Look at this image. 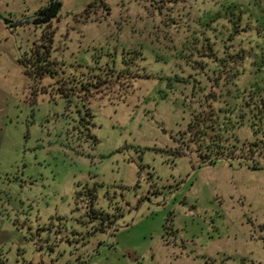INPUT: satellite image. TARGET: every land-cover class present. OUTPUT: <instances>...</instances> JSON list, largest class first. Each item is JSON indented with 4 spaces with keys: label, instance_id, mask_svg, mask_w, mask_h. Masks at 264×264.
I'll use <instances>...</instances> for the list:
<instances>
[{
    "label": "rangeland",
    "instance_id": "obj_1",
    "mask_svg": "<svg viewBox=\"0 0 264 264\" xmlns=\"http://www.w3.org/2000/svg\"><path fill=\"white\" fill-rule=\"evenodd\" d=\"M262 9L0 0V264H264Z\"/></svg>",
    "mask_w": 264,
    "mask_h": 264
},
{
    "label": "trees",
    "instance_id": "obj_2",
    "mask_svg": "<svg viewBox=\"0 0 264 264\" xmlns=\"http://www.w3.org/2000/svg\"><path fill=\"white\" fill-rule=\"evenodd\" d=\"M95 3H97V1H95ZM263 3V2H261ZM61 3L60 2H52L51 5L47 8H44V9H41L39 11V15H45V18L43 17L42 19H36L38 22V20H41V21H48L50 20V18H53L56 16V14L59 12L60 8H61ZM262 11L264 12V9H262ZM225 15L227 18H229V21L230 23H232L233 25V28L235 29V31H237V28H240L241 24H240V21H241V18H242V15L241 14H244L245 13V10L244 9H240L239 7L234 9V5L233 7L231 6H228L226 9H225ZM0 18L4 19L2 16H0ZM5 21H8L9 22V19H4ZM258 21V25H254L255 27H248L250 29H255L256 31L260 32L261 34H263L264 32V22L261 21V18L257 17V20ZM261 22V23H260ZM259 33V34H260ZM260 34V35H261ZM46 46H43V48H45ZM42 55H40V50H37L35 51V55H33L31 58H22L21 59V63L26 67L25 69V72L28 76L34 78V79H42L46 76H50V77H56L58 74H59V71L57 69H54L52 66H51V61L49 60V56L47 54V51H42ZM26 58V59H25ZM36 62L35 65H33L34 63ZM31 64V65H29ZM35 66V67H32ZM87 85H90V83H85L83 84V87L84 88H87ZM73 90H75L73 88ZM68 96V95H67ZM69 97V96H68ZM259 100H257L254 104H255V111H256V115H257V120H258V123L257 121L254 122L255 125H261L262 123H264V96L260 95L259 94ZM260 112V113H259ZM204 122H206L207 118L206 119H203ZM199 120L197 122H194L193 125H190V130H194L196 128V124H198ZM207 127L209 128V125L206 126V129L204 127H202V132H201V139L202 140H206V136H208V131H207ZM213 127H215V125L213 124ZM210 138H212V143L214 145H217L219 146V148H224L222 147V141H223V136L221 133H217L215 135H210ZM221 142V143H220ZM218 154H222L220 152V149L218 150ZM220 156L218 155L216 158L214 159H211V162L212 163H216L218 160H219ZM254 169H257L258 167H252ZM91 211L95 213V208H91ZM94 218H102L100 215H96L94 216ZM101 220H104V218H102Z\"/></svg>",
    "mask_w": 264,
    "mask_h": 264
},
{
    "label": "crops",
    "instance_id": "obj_3",
    "mask_svg": "<svg viewBox=\"0 0 264 264\" xmlns=\"http://www.w3.org/2000/svg\"><path fill=\"white\" fill-rule=\"evenodd\" d=\"M1 116V115H0ZM1 123V122H0ZM45 264V263H44Z\"/></svg>",
    "mask_w": 264,
    "mask_h": 264
},
{
    "label": "water",
    "instance_id": "obj_4",
    "mask_svg": "<svg viewBox=\"0 0 264 264\" xmlns=\"http://www.w3.org/2000/svg\"><path fill=\"white\" fill-rule=\"evenodd\" d=\"M0 16H2V15L0 14Z\"/></svg>",
    "mask_w": 264,
    "mask_h": 264
}]
</instances>
